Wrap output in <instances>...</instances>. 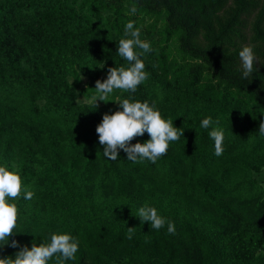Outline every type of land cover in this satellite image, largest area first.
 <instances>
[{
  "label": "trees",
  "instance_id": "1",
  "mask_svg": "<svg viewBox=\"0 0 264 264\" xmlns=\"http://www.w3.org/2000/svg\"><path fill=\"white\" fill-rule=\"evenodd\" d=\"M129 21L151 45L141 57L149 77L95 107V82L129 66L117 54ZM244 46L256 56L249 79ZM123 99L155 102L184 131L156 163L103 155L96 127ZM261 122L264 0H0V166L34 192L9 201L18 207L9 244L69 234L79 250L66 264H264ZM145 204L174 222V235L141 223ZM17 251L4 246L0 258Z\"/></svg>",
  "mask_w": 264,
  "mask_h": 264
},
{
  "label": "clouds",
  "instance_id": "2",
  "mask_svg": "<svg viewBox=\"0 0 264 264\" xmlns=\"http://www.w3.org/2000/svg\"><path fill=\"white\" fill-rule=\"evenodd\" d=\"M137 7L133 5L130 14H135ZM141 30L135 27L134 21L125 25L124 36L119 41L117 54L128 62V67H109L107 78L95 82V95L92 97L95 107L97 101H105L114 90L135 93L139 85L144 83L149 74L144 70L145 64L141 59L152 51L149 42L141 40ZM139 49L140 51H137ZM241 61L242 78L249 79L254 72L256 56L252 46H244L239 52ZM257 71V69H255ZM119 109L112 114H104L101 123L96 127L99 144L103 146V155L110 161L119 158L120 150L127 155V160L134 163L157 160L166 155L170 142L178 141L184 135L181 128L173 125V121L164 119L156 109L155 102L151 105L145 102L123 99L118 103ZM213 124L212 118L207 117L201 121V128L208 129ZM219 124V121H216ZM259 132L264 135V122L259 124ZM147 133L150 139L144 143L131 142ZM210 138L214 140L215 155L223 154L224 132L219 127H214L209 132ZM23 193V198L31 200L34 192L25 188L20 175L9 171L5 166H0V248L10 246L18 248L14 255L0 258V264H49L55 260V264H66V261L75 260L79 250V242L69 234L50 235L48 243L39 245L32 243L31 248L27 245L21 246L18 241L11 240L15 236L14 231L18 224V207L10 200H18ZM137 217L141 223H148L150 229L161 230L167 225V232L175 234V224L167 221L159 215L155 207L145 204L140 207ZM135 228H127V238L132 239Z\"/></svg>",
  "mask_w": 264,
  "mask_h": 264
}]
</instances>
